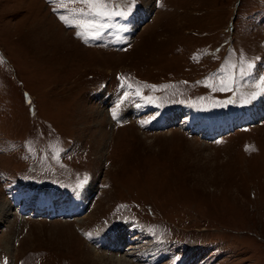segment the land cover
<instances>
[{"label":"rangeland","instance_id":"374dc122","mask_svg":"<svg viewBox=\"0 0 264 264\" xmlns=\"http://www.w3.org/2000/svg\"><path fill=\"white\" fill-rule=\"evenodd\" d=\"M64 5L0 0V202L96 193L75 220L12 207L0 264H100L94 237L125 224L143 242L132 264L152 247L153 264H264V120L242 116L264 95V0H135L87 42L60 19L84 5ZM171 110L180 122L154 128ZM197 112L242 128L189 134Z\"/></svg>","mask_w":264,"mask_h":264},{"label":"bare ground","instance_id":"6f19581e","mask_svg":"<svg viewBox=\"0 0 264 264\" xmlns=\"http://www.w3.org/2000/svg\"><path fill=\"white\" fill-rule=\"evenodd\" d=\"M151 12H152V9H150V7L147 6V7L142 8L140 10L139 16L141 19L146 20L151 16ZM135 24H136V22L131 24L130 28L132 30L134 29ZM127 26H128V24H127ZM129 30L130 29L128 26V31ZM132 35L131 36L129 35L130 39H132ZM103 100H102V102H103ZM135 107H138V106H135ZM133 111H136V112H134V114H135V116H138L137 115L138 109H134L131 112H133ZM144 112H145V109L142 113H144ZM167 113L168 114L164 115L163 118H161L157 123L154 124L157 126V128L162 127V126H166V125L170 126L175 122H176V124H178L180 122V121H178L179 119L181 120L180 117H182L181 116L182 112L180 110H171ZM248 113H249V111H248ZM248 113L242 115V116L247 115L246 118H243V122H248V121L260 122V121L264 120V95L261 97L259 102L252 103L250 113L249 114ZM229 117L218 116L216 118L207 119L204 116H202L199 112H197V113H194L192 115V117L189 119V121H187V124L184 125V127L187 131L193 133L197 130H200L205 125V126H208L209 130L212 132L213 135H219L221 132H223L227 129L229 130L230 125H232V120H233L232 118H235V117H233V116H229ZM235 124H236V122H235ZM235 126L239 127L238 125H235ZM231 128H233V127H231ZM95 190H96V187L90 185V186L86 187V189H84L81 194L70 195L69 198L65 197L67 201L65 200L64 196H58L54 193H49V191L41 192L40 197H39V201L37 204L38 215L43 214L44 217H47L49 219H51L55 216H58V214H57L58 212L60 213V215H64L65 217L68 216V217L73 218V217H77V216H79V217L85 216V213H86L85 210L87 208V204L91 200V198L93 197ZM30 195L31 194H28L25 191L21 190L19 192L17 198H26L27 199L30 197ZM53 199L59 200V202L61 203V206L59 208L56 207V204H54ZM64 201H66V202H64ZM25 205L26 204H23L24 207H25ZM12 207H13V205L8 204L7 201L0 202V225L4 222L9 221L11 219V218H9L10 215H14V213L11 212ZM16 209L17 208L15 207V210ZM17 210L19 212V207ZM77 221L78 220L76 219V222ZM133 232H134V230H132V228L130 230L129 225L125 224V225H119L115 228L111 227V228L107 229L106 231H102V232L98 233L97 236L94 237L93 242L98 244L102 248H106L108 250H111L110 254H108L107 251H104L107 253L106 254L104 253V255L101 256L100 264H107L106 262H108V261H109L108 264H132L131 261H133L132 259H134L133 258L134 255L137 253L138 248H140V245L143 243V242L140 243V242H138V240L134 239ZM125 242H127V248H125V247L123 248V244ZM8 244H6V246H5L7 250H9V248H10L9 247L10 244L9 245ZM121 251H123L122 254L124 253V256L121 255ZM156 251H157L156 247L150 248V259L148 260L149 262H147V263L153 264L155 261H158L164 255L163 250H160V252H158V253ZM152 254H155V256L153 258H151ZM142 259H144V257H142ZM145 259H147V258H145ZM105 260H106V262H105ZM184 261L185 260L183 259L181 263L182 264L188 263V262H184ZM190 263H192V262H190Z\"/></svg>","mask_w":264,"mask_h":264},{"label":"snow or ice","instance_id":"6c2138e0","mask_svg":"<svg viewBox=\"0 0 264 264\" xmlns=\"http://www.w3.org/2000/svg\"><path fill=\"white\" fill-rule=\"evenodd\" d=\"M71 2L79 3L84 5V7L73 10L71 19L63 15L60 16V19L69 27L76 28L78 37L83 38L85 42L89 39H99L103 32L110 27L107 21H111L115 17L127 18L135 5V0H121L120 3H117L116 0H71ZM60 4L65 6L64 0H60ZM235 67V65H232L233 70ZM253 67L254 64L251 62H247L246 67H244L242 62L240 76L251 75L250 70ZM260 82L264 84V77H260ZM220 84L221 91L233 90L232 85L235 84L234 74H229L227 81L222 79ZM207 86L212 87L211 84ZM136 94L140 95V92L137 91ZM124 99H127V93L124 94ZM232 102L234 101H229V103ZM112 115L115 118L117 115L116 111H113Z\"/></svg>","mask_w":264,"mask_h":264}]
</instances>
